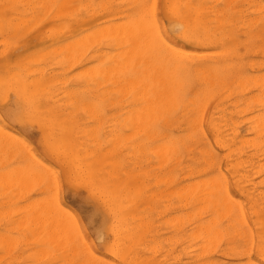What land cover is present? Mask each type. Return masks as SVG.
<instances>
[{"label":"rangeland","instance_id":"374dc122","mask_svg":"<svg viewBox=\"0 0 264 264\" xmlns=\"http://www.w3.org/2000/svg\"><path fill=\"white\" fill-rule=\"evenodd\" d=\"M131 1L0 0V264H264V0Z\"/></svg>","mask_w":264,"mask_h":264},{"label":"bare ground","instance_id":"6f19581e","mask_svg":"<svg viewBox=\"0 0 264 264\" xmlns=\"http://www.w3.org/2000/svg\"><path fill=\"white\" fill-rule=\"evenodd\" d=\"M129 1H130V0H129ZM132 1H133V0H132ZM132 1H131V3H132ZM136 1H138V0H136ZM153 1H154V0H153ZM178 1H179V0H178ZM183 1H185V0H183ZM183 1H182L181 4H184ZM211 1H212V0H211ZM42 2H43V1H42ZM134 2H135V1H134ZM179 2H181V1H179ZM185 2H187V1H185ZM248 2H249V1H248ZM137 3H138V2H137ZM137 3H136V4H137ZM44 6H45V5H44ZM169 6H170V4H169ZM184 6H185V4H184ZM184 6H183V7H184ZM190 6H191V4H190ZM193 6H194V5H193ZM202 6H203V5H202ZM202 6H200V7H202ZM42 7H43V6H42ZM142 7H143V6H142ZM149 7H150V6H149ZM187 7H188V6H187ZM169 8H170V7H169ZM176 8H178V7H176ZM197 8H199V7H197ZM43 9H44V8H43ZM142 9H144V8H142ZM142 9H141L140 11H142ZM172 9H173V8H172ZM188 9H189V7H188ZM206 9H207V8H206ZM263 9H264V8H263ZM151 10H152V9H151ZM174 10H176V9H174ZM185 10H186V7H185ZM193 10H194V8H193ZM193 10H192V11H193ZM186 11L188 12L189 10H186ZM177 12H178V11H177ZM177 12H176V13H177ZM179 12H180V11H179ZM211 12H212V11H211ZM174 13H175V12H174ZM176 13H175V14H176ZM188 13H189V12H188ZM190 13H191V12H190ZM125 14H126V13H125ZM211 14H212V13H211ZM128 15H129V14H128ZM135 15H136V14H135ZM150 15H151V14H150ZM177 15H178V14H177ZM194 15H198V14H194ZM136 16H137V15H136ZM138 16H141V15L138 14ZM182 16H184V15H182ZM182 16H181V17H182ZM186 16H187V15H186ZM214 16H215V15H214ZM42 17H43V16H42ZM133 17H135V16H133ZM133 17H132V19H133ZM192 17H193V16H192ZM197 17H198V16H197ZM129 18H130V17H129ZM135 18H136L135 20L138 22L137 19H139V17H135ZM193 18H194V19H192V20L190 19V20H191V23H192L193 20H195V17H193ZM187 19H188V18H187ZM198 19H199V17H198ZM200 19H201V18H200ZM126 20H127V19H126ZM151 20H152V19H151ZM170 20H171V19H170ZM185 20H186V19H185ZM202 20H203V19H201V21H202ZM256 20H257V19H256ZM132 21H133V20H132ZM136 21H135V22H136ZM140 21H141V17H140V19H139V22H140ZM144 21H145V20H144V18H143V22H144ZM215 21H216V20H215ZM130 22H131V21H130ZM130 22H129V23H130ZM147 22H148V21H147ZM119 23H120V22H119ZM141 23H142V21H141ZM149 23H150V22H149ZM152 23H153V22H152ZM120 24H122V23H120ZM135 24H137V23H135ZM135 24H133L134 26H133V25L130 26V28L132 27L131 29H133V30H131V29L129 28V31L131 30L132 32H129V31H128L127 34H126V36H127V35L129 36V35H131L132 33H133V35L136 34V33H139V30H141V29H140V27L136 28V26H137L138 24H137V25H135ZM142 24H143V23H142ZM203 24H204V23H203ZM107 25H108V24H107ZM109 25H110V24H109ZM113 25H114V24H113ZM113 25H110V27L107 28V29H110V28L112 27V28H111L112 30H111V29H110V30H107V29H106L108 32H107V31H104V30H105V27H104V29L102 30V32H103V31L105 32V33H104V36H106L105 34H108L109 37H110L111 39H113L115 36H117L119 33H121V30H120V32H117V31H118L117 29L119 28V27H118V23H117V28H116V30L114 29L115 26H113ZM122 25H123V24H122ZM124 25H125V24H124ZM139 25H140V24H139ZM144 25H145V24H144ZM148 25H149V24L147 23L146 26H148ZM153 25H154V24H153ZM178 25H179V24H178ZM184 25H185V22H184ZM194 25H195V24H194ZM103 26H104V25H103ZM103 26H102V27H103ZM125 26H126V25H125ZM125 26H124V28H125ZM149 26L151 27V25H149ZM192 26H193V25H192ZM201 26H202V25H201ZM126 27H127V26H126ZM134 27H135V28H134ZM152 27H153V26H152ZM174 27L176 28V26H174ZM178 27H179V26H178ZM122 28H123V27H122ZM155 28H156V27H155ZM155 28H154V29H155ZM191 28H192V27H191ZM193 28H194V26H193ZM134 29H136V30H134ZM154 29L152 28V30H154ZM156 29H157V28H156ZM156 29H155V31H156L155 34L157 33V35H158L159 32H157L158 30H156ZM185 29L187 30V28H185ZM195 29H196V27H195ZM98 30H99V28H98ZM113 30H114V31H113ZM122 30H123V29H122ZM125 30H126V29H125ZM137 30H138V32L135 33V31H137ZM142 30H143V29H142ZM142 30H141V31H142ZM152 30L150 29L149 33H150ZM186 30H185V31H186ZM100 31H101V28H100ZM112 31L114 32V34H116L114 37H113V36H110V35H112V34H109V33H111ZM133 31H134V32H133ZM144 31H145V30H143V32H144ZM182 31H183V29H182ZM192 31H193V30H192ZM192 31H191V32H192ZM106 32H107V33H106ZM152 32H154V31H152ZM152 32H151V33H152ZM183 32H184V31H183ZM183 32H181V33L183 34ZM188 32H189V31H188ZM195 32H196V31H195ZM209 32H210V31H209ZM92 33H93V32H92ZM92 33H91V34H92ZM141 33H142V32H141ZM141 33H139V34H141ZM151 33H150V35H151ZM204 33H205V32H204ZM87 34H88V32H87ZM97 34H99V31H98ZM97 34L94 33V35H97ZM123 34H124V32H123ZM139 34H138V35L136 34V35H137L138 37H140ZM147 34H148V33H147ZM187 34H188V33H187ZM94 35H93V36H94ZM100 35H101V37H102L103 33L100 32L99 36H100ZM121 35H122V34H121ZM136 35L133 36V37H136ZM150 35L148 34V36H150ZM153 35H154V34H153ZM153 35H152V36H153ZM185 35H186V34H185ZM185 35H183V37H184ZM190 35H191V34H190ZM52 36H53V35H52ZM82 36H83V35H82ZM90 36H91V35H90ZM97 36H98V35H97ZM99 36L96 37L97 40L99 39ZM104 36H103V37H104ZM122 36H123V35H122ZM126 36L123 37V39H122V43H123V40L126 41L127 39L130 38V36H129V37L127 36L128 38H126ZM148 36H147V38H148ZM188 36H189V35H188ZM213 36H214V35H213ZM91 37H92V36H91ZM91 37H90V38H91ZM101 37H100V39H101ZM106 37H108V36H106ZM120 37H121V36H120ZM131 37H132V35H131ZM138 37L135 38V39H137V41H139V42H140V41L142 42V39L140 38L141 40H138ZM150 37H151V36H150ZM150 37H149V40H150V39H151V40H152V39H155V37H154V38H150ZM160 37H161V36H160ZM160 37H159V38H160ZM194 37H195V36H193V38H194ZM86 38H87V37H86ZM86 38H85V39H86ZM94 38H95V36H94ZM94 38H93V40L95 41ZM110 38H109V39H110ZM115 38H116V37H115ZM125 38H126V39H125ZM190 38H191V37H190ZM212 38H213V37H212ZM120 39H121V38H119V39H118V38L115 39V40H114L115 43H116V40H119V41H120ZM133 39H134V38H133ZM133 39H130L129 41H132ZM144 39H145V38H144ZM160 39H161V38H160ZM186 39L189 40V37L186 38ZM208 39H209V37H208ZM80 40H81V39H80ZM82 40H83V39H82ZM82 40H81V41H82ZM89 40H90V39H89ZM89 40H88V41H89ZM161 40H162V39H161ZM91 41H92V38H91V40L89 41V43H90ZM119 41H118V43H119ZM137 41H136V42H137ZM144 41H146L145 43H147V40H143L142 43H144ZM152 41H153V40H152ZM157 41H158V40H157ZM210 41H211V40H210ZM212 41H213V40H212ZM75 42H77V41H74V43H75ZM92 42H93V41H92ZM92 42H91V43H92ZM96 42H97V41H96ZM126 42H128V40H127ZM141 42H140V43H141ZM158 42H159V41H158ZM164 42H165V41H164ZM78 43H80V41H79ZM78 43H77V44H78ZM82 43H83V41H82ZM84 43H85V42H84ZM110 43H111L112 45L115 44L113 41H110ZM118 43H116L117 47H118ZM142 43L140 44L141 46H142ZM152 43H153V42H151V48H152ZM156 43H157V42H156ZM156 43H155V44H156ZM98 44H99V43H98ZM123 44H124V43H123ZM123 44H122V46H123ZM133 44H134V43H133ZM137 44H138V46H139V43H138V42H137ZM137 44H135V46L132 45V44H130V45L134 46V47H135L134 50H135ZM147 44H148V43H147ZM149 44H150V42H149ZM157 44H158V43H157ZM164 44H166V42H165ZM116 45L114 46L115 48H116ZM143 45H144V44H143ZM166 45H167V44H166ZM119 46H121L120 43H119ZM132 46H130V47L133 49ZM147 46H148V45H147ZM167 46H168V45H167ZM127 47H128V46H127ZM142 47H143V46H142ZM142 47H140V48H142ZM154 47H155V45H154ZM154 47H153V48H154ZM168 47H170V46H168ZM128 48H129V47H128ZM131 48H129V49H131ZM144 48H146V45H145ZM153 48H152V49H153ZM157 48H158V46H157ZM160 48H161V47H160ZM125 49H126V48H125ZM129 49H128V53H129L130 55H132V57H133V56H134L133 53H135V52L137 53V51L135 50V52H132V51H134V50L129 51ZM137 49H138V48H137ZM146 49H147V48H146ZM174 49H175V48H173L172 50H173V51H176V50H174ZM118 50H119V49H118ZM122 50H123V48H122ZM122 50H121V51H115V52H116V53L118 52V55H119V56H120L121 54H123V55H121L122 57L124 56V54H125L126 56H128V55L126 54L127 52L125 53V50H124V51H122ZM138 50H139V49H138ZM157 50H158V49H157ZM168 50L171 51L170 48H169ZM168 50H167V51H168ZM180 50H181V49H180ZM141 51H142V49H140V51H138V54H139ZM144 51H145V50H144ZM149 51H151V49H149ZM155 51H156V50H155ZM163 51H164V50H163ZM225 51H226V50H225ZM115 52H113L112 57H111L110 54H106V55L108 56L107 58H109V56H110V59H112V62H114V61H113V56L116 54ZM120 52H121V54H120ZM122 52H123V53H122ZM142 52H143V51H142ZM142 52H141V53H142ZM164 52H166V51H164ZM178 52L181 53V52H184V51H183V50H182V51H179V49H178ZM222 52H223V51H222ZM114 53H115V54H114ZM167 53H168V52H167ZM185 53H186V52H185ZM219 53H220V52H219ZM163 54H164V53H163ZM169 54H170V53H169ZM174 54H175V52H174ZM178 54H179V53H177V51H176V54H175V55H178ZM183 54H184V53H183ZM130 55L127 57L128 60H129V58H131ZM136 55H137V54H136ZM142 55H145V54H142ZM170 55H171V54H170ZM184 55H185V54H184ZM186 55H187V54H186ZM186 55H185V56H186ZM192 55H193V54H192ZM206 55H208V54H206ZM99 56H100V55H99ZM121 56H120V57H121ZM148 56H149V55H148ZM151 56H152V55H151ZM224 56H225V55H224ZM134 57H135V56H134ZM137 57H138V55H137ZM137 57H136V58H137ZM162 57H164V56H162ZM171 57H172V56H171ZM173 57H174V56H173ZM178 57H179L178 59L181 60V59H180L181 56L178 55ZM123 58H124V57H123ZM127 58H126L125 60L121 59V62H122V60H123L122 63H124V61L126 62ZM164 58H165V57H164ZM169 58H170V57H169ZM175 58H177V57H175ZM185 58H186V57H185ZM188 58H190V57H187V59H188ZM114 59H115V61L117 60L115 57H114ZM146 59H148V58H146ZM152 59H153V58H152ZM157 59H158V58H157ZM172 59H173V58H172ZM187 59H186V60H187ZM190 60H191V59H190ZM100 61H101V60H100ZM109 61H110V60H109ZM171 61H172V60H171ZM187 61H188V60H187ZM153 62H154V61H153ZM122 63H121V64H122ZM150 63H151V62H150ZM178 63H179V62H178ZM181 63H182V62H180V65H181ZM190 63H191V62H190ZM253 63H254V62H253ZM114 64H115V62H114ZM170 64H171V63H170ZM173 64H174V63H173ZM116 65H117V64H116ZM116 65H115V67H116ZM175 65H176V64H175ZM182 65H183V67H185L184 64H182ZM209 65H210V64H209ZM119 66H120V65H118L117 67H119ZM178 66H179V65H178ZM103 67H104V66H103ZM106 67H107V66H106ZM115 67H114V68H115ZM120 67H122V66H120ZM156 67H157V66H156ZM171 67H172V66H171ZM175 67H177V66H175ZM179 67H180V66H179ZM181 67H182V66H181ZM94 68L97 69L95 66H94ZM94 68H93V69H94ZM104 68H105V67H104ZM107 68H108V67H107ZM110 68H111V67H110ZM112 68H113V67H112ZM114 68H113V69H114ZM191 68H192V66H191ZM219 68H220V67H219ZM105 69H106V68H105ZM121 69H122V68H120L119 70H121ZM125 69H126V68L123 67L122 70H125ZM132 69H134V68H132ZM108 70H109V68H108ZM110 70H111V69H110ZM117 70H118V68H117ZM122 70H121V71H122ZM135 70H136V69H135ZM135 70H134V71H135ZM193 70H194V68H193ZM195 70H196V69H195ZM115 71H116V68L114 69L113 72L116 73ZM171 71L173 72V70H171ZM113 72H112V73H113ZM135 72H136V71H135ZM141 72H142V71H141ZM194 72H196V71H194ZM122 73H124V72H122ZM203 73H204V72H203ZM100 74H101V73H100ZM102 74H103V75L105 74V77H104L103 75H102V76H103V78H104L105 81H106V80H107L106 78L108 77V74H106V73H104V72H102ZM132 74H133V73H132ZM94 75H95V74H94ZM117 75H118V74H117ZM123 75H124V74H123ZM133 75H134V74H133ZM142 75H145V74H142ZM152 75H153V73H152L151 76H150L151 78L154 77V76H155V78H156V75H154V76H152ZM157 75H158V74H157ZM135 76H136V75H135ZM135 76H134V78H135ZM140 76H141V75H140ZM147 76H149V75L147 74ZM203 76H204V75H203ZM117 77L119 78V80H117L116 78L114 79L113 76H112L114 82H115V80H117V81H120V80H121L119 76H117ZM138 77H139V76H138ZM138 77H137V78H138ZM150 77H149V78L146 77V78L148 79V81H149V79H151ZM126 78H128V77H126ZM126 78L123 77V79H126ZM137 78H135V79H137ZM142 78L144 79V77H142ZM155 78H153L154 81H155ZM93 79H94V78H93ZM108 79H109V78H108ZM110 79H111V78H110ZM128 79H129V80H127V81H129V82L131 83V79H130V78H128ZM135 79H134V80H135ZM157 79H158V76H157ZM242 79H243V78H242ZM255 79H256V78H255ZM132 80H133V78H132ZM138 80H139V78H138ZM140 80H142V79H140ZM140 80H139V81H140ZM15 81H16V80H15ZM94 81H95V80H94ZM94 81H93V84H94ZM97 81H98V80H97ZM102 81H103V80H102ZM111 81H112V79H111ZM111 81H109V83H111ZM121 81H123V80H121ZM135 81H136V80H135ZM143 81L146 82L145 80H143ZM143 81H140V82L143 83ZM150 81H152V79H151ZM150 81H149V82H150ZM160 81H161V80H158V83H159ZM137 82H138V81H137ZM156 82H157V80H156ZM156 82H154V83H156ZM97 83H98V82L95 81V84H97ZM102 83H103V82H102ZM116 83H117V82H116ZM116 83H115V84H116ZM121 83H122V82H121ZM133 83H134V81H133L131 84H133ZM138 83H139V82H138ZM154 83H153V81L151 82V84H154ZM158 83H157V86L159 85ZM98 84H99V83H98ZM104 84H105V83H104ZM118 84H119V83H118ZM131 84H130V85H131ZM136 84H137V83H136ZM143 84H144V83H143ZM145 84H146V83H145ZM145 84H144V86H145ZM162 84H163V83H162ZM31 85H32V84H31ZM99 85H100V84H99ZM113 85H114V84H113ZM123 85H125V84L123 83V84L121 85V87H122ZM130 85H129V89H131V87H132V91H133V93H135V91H136L137 89L135 88V91H134L133 87L136 86V85H134V86L132 85L131 87H130ZM137 85H138V84H137ZM147 85H148V84H147ZM149 85H150V84H149ZM237 85H238V84H237ZM256 85H257V84H256ZM259 85H260V84H259ZM261 85H262V84H261ZM261 85H260V86H261ZM117 86H118V87H117ZM117 86H115V87H117V88L119 89V88H120V84L117 85ZM142 86H143V85H142ZM142 86H141V88L143 89ZM151 86L153 87L154 85H151ZM151 86H150L149 88H151ZM160 86H162V85L160 84ZM127 87H128V85H127ZM95 88H96V87H95ZM149 88H148V90H149ZM153 88H154V87H153ZM155 88H156V87H155ZM162 88H164V87H162ZM255 88H256V86H255ZM114 89H115V88H114ZM118 89H115V91L118 90ZM146 89H147V88L144 87V90H146ZM157 89H158V88H157ZM157 89H155V90H157ZM159 89H160V88H159ZM201 89H202V88H201ZM259 89H260V87H259ZM123 90H125V86H124ZM127 90H128V88H127ZM153 90H154V89H152V92H153ZM241 90H242V89H241ZM110 91H112V90H110V88H109V92H110ZM125 91H126V90H125ZM158 91H159V90H158ZM161 91H163V90H161ZM207 91H208V90H207ZM239 91H240V90H239ZM116 92H117V91H116ZM120 92H122V89H121V91H120V89H119L118 94H119ZM150 92H151V90H150ZM152 92H151V93H152ZM167 92H169V91H167ZM236 92H237V90H236ZM122 93H124V92H122ZM133 93H132V94H133ZM159 93H161V92H159ZM163 93H164V91H163ZM241 93H243V92H241ZM104 94H106V92H104ZM136 94H137V93H135V96H136ZM153 94L155 95V94H156V91H155ZM261 94H262V93H261ZM27 95H28V94H27ZM120 95H121V93L119 94V96H120ZM133 95H134V94H133ZM139 95H140V94H139ZM139 95H137L136 97H139ZM165 95H168V94L165 93V94H164V97H165ZM140 96L142 97V95H140ZM261 96H263V95H261ZM29 97H30V96H29ZM121 97H124V98H125V95H124V96H121ZM136 97H131L130 99H133V100H134V98H136ZM141 97H140V98H141ZM154 97L158 98L159 95L154 96ZM154 97H153V98H154ZM168 97H169V96H168ZM201 97H202V96H201ZM255 97H256V96H255ZM94 98H95V97H94ZM116 98H118V97H116ZM119 98H120V97H119ZM119 98H118L117 100H120ZM140 98H138V100H139ZM160 98H162V97L160 96ZM169 98H170V97H169ZM28 99H29V98H28ZM136 99H137V98H136ZM254 99H255V98H254ZM102 100H103V99H102ZM157 100H158V99H157ZM242 100H243V99H242ZM26 101H27V100H26ZM169 101H170V99H169ZM246 101H247V100H246ZM252 101H253V100H252ZM252 101H251V102H252ZM98 102H99V101H98ZM108 102H109V103H113L112 101H108ZM116 102H117V101H116ZM175 102H176V101H175ZM239 102H240V101H239ZM241 102H242V101H241ZM247 102L249 103V101H247ZM159 103H161V102H159ZM168 103H169V102H168ZM243 103H244V102H243ZM261 103H262V105H264L262 101L260 102V104H261ZM142 104H143V102H142ZM142 104H141V106H142ZM166 104H167V103H166ZM170 104H172V103H170ZM260 104H258V105H260ZM145 105H146V104H145ZM157 105H158V104H157ZM161 105H162V103H161ZM247 105H248V104H247ZM247 105H246V106H247ZM254 105H255V104H254ZM164 106H166V105H164ZM243 106H244V105H243ZM243 106H242V107H243ZM154 107L157 109V108L160 107V106L156 107V105H154ZM161 107H162V106H161ZM168 107H169V106H168ZM172 107H173V106H172ZM239 107H241V106H239ZM239 107H238V109H239ZM242 107H241V110H244V109H242ZM262 107H263V106H262ZM148 108H149V107H148ZM164 108H166V107H164ZM170 108H171V107H170ZM263 108H264V107H263ZM158 109H159V108H158ZM161 109H162V108H161ZM166 109H167V108H166ZM197 109H198V108H197ZM202 109H203V108H202ZM149 110H150V109H149ZM154 110H155V109H154ZM162 110H164V109H162ZM167 110H168V109H167ZM246 110H247V109H246ZM156 111H157V110H156ZM158 111H160V110H158ZM158 111H157L156 113H158ZM201 111H202V110H201ZM29 112H30V111H29ZM145 112H146V111H145ZM162 112H163V111H162ZM181 112H182V111H181ZM199 113H200V111H199ZM238 113H240V112H238ZM260 113H261V112H260ZM160 114H161V113H160ZM230 114H231V113H230ZM238 115H239V114H238ZM254 115H255V114H254ZM261 115H262V114H261ZM257 116H258V115H257ZM262 116H263V115H262ZM155 117H157V116H155ZM251 117L253 118V116H251ZM158 118H159V116H158ZM254 118H255V117H254ZM262 118H263V117H262ZM262 118H260V119H262ZM192 119H193V118H192ZM192 119H191V120H192ZM222 119H223V118H222ZM260 119H258V120H260ZM263 119H264V118H263ZM250 120H251V119H250ZM163 121H164V120L162 119V122H163ZM195 121H196V120H195ZM211 122H212V121H211ZM233 124H235V123H233ZM247 124H248V123H247ZM256 124H258V122H257ZM213 126H214V125H213ZM224 126H225V125H224ZM210 127H211V125H210ZM257 127H259V128H260V127H261V128L263 127V128H264V126H259V125H258ZM257 127L255 126V127H253V128L256 129ZM194 128H195V127H194ZM224 128H225V127H224ZM251 128H252V127H251ZM255 131H256V130H254V133H255ZM250 132H251V131H250ZM256 134H257V133H256ZM253 135H254V134H253ZM187 136H188V135H187ZM229 137H230V136H229ZM162 138H163V136H162ZM222 138H223V137H222ZM191 139H192V138H191ZM235 139H236V138H235ZM242 139H243V138H242ZM250 139H251V138H250ZM231 140H232V139H231ZM217 141H218V140H217ZM172 142H173V141H172ZM219 142H220V141H219ZM241 142H242V141H241ZM250 142H251V141H250ZM261 142H262V141H260V143H261ZM214 143H215V142H214ZM217 143H218V142H217ZM263 143H264V142H263ZM257 144H258V143H257ZM238 145H239V144H238ZM242 145H243V144H242ZM162 146H163V145H162ZM164 146H165V145H164ZM219 146H220V145H219ZM225 146H226V145H225ZM159 147H160V146H159ZM221 147H222V146H221ZM224 148H225V147H224ZM159 149H160V148H159ZM232 149H233V148H232ZM167 151H168V149H167ZM170 151H171V150H170ZM198 151H199V150H198ZM202 151H203V150H202ZM199 152H200V151H199ZM166 153H167V152H166ZM171 153H172V152H171ZM200 153H201V152H200ZM256 153H257V152H256ZM158 154H160V153H158ZM161 154H162V153H161ZM205 154H206V153H205ZM205 154H204V155H205ZM158 158H160V157H158ZM174 158H175V157H174ZM187 158H188V157H187ZM163 159H164V158H163ZM175 162H176V161H175ZM263 166H264V165H263ZM204 167H205V166H204ZM263 168H264V167H263ZM199 169H200V168H199ZM202 170H203V169H202ZM211 178H212V177H211ZM210 180H211V179H210ZM215 180H216V179H215ZM206 181H207V179H206ZM211 181H212V180H211ZM208 182H210V181H208ZM206 183H207V182H206ZM190 184H192V183H190ZM210 184H212V183H210ZM214 185H215V184H214ZM191 186H192V185H191ZM203 186H205V185H203ZM206 187H208V186H206ZM210 187H211V186H210ZM224 187H225V186H224ZM179 188L182 189V187H179ZM183 188H184V187H183ZM186 188H187V187H186ZM194 188H195V187H194ZM208 189H209V188H208ZM176 191H177V189H176ZM181 191L183 192V189H182ZM196 191H197V190H196ZM213 191H214V190H213ZM213 191H212V192H213ZM220 191H222V190H220ZM178 192H179V191H178ZM189 192H190V191H189ZM210 192H211V191H210ZM210 192H209V193H210ZM226 192H227V191H226ZM190 193H191V192H190ZM200 193H201V192H200ZM209 193H208V194H209ZM215 193H217V192H215ZM187 194H188V192H187ZM198 194H199V193H198ZM201 194H202V193H201ZM210 194H211V193H210ZM227 194H228V193H227ZM177 195H178V194H177ZM182 195H183V194H182ZM189 195H190V194H189ZM211 195H212V194H211ZM219 195H221V194H219ZM184 196L186 197V194H185ZM187 196H188V195H187ZM223 196H224V194H223ZM189 197H190V196H189ZM197 197H198V196H197ZM209 197H211V196H209ZM213 197H214V196H213ZM219 197L222 198V195L219 196ZM225 197H226V196H225ZM214 198H217V197H214ZM226 198H227V197H226ZM230 198H231V197H230ZM212 199H213V198H212ZM192 200H193V199H192ZM194 200H196V199L194 198ZM218 200H219V199H218ZM218 200H217V202H218ZM220 200H221V199H220ZM220 200H219V201H220ZM223 200H225V199H223ZM226 200H227V199H226ZM231 200H232V199H231ZM200 201H201V200H200ZM200 201H199V202H200ZM192 202H193V201H192ZM197 202H198V201H196V203H197ZM201 202H202V201H201ZM204 202H205V201H204ZM212 202H213V201H212ZM214 202H216V201H214ZM214 202H213V204H214ZM226 202H227V201H226ZM226 202H225V203H226ZM235 202H236V201H235ZM183 203H184V202H183ZM194 203H195V202H194ZM206 203H207V202H206ZM201 204H202V203H201ZM220 204H222V202H221ZM237 204H238V203H237ZM34 205H35V204H34ZM186 205H187V204H186ZM232 205H233V204H232ZM190 206H191V204H190ZM196 206L199 207L198 204H197ZM196 206H195V207H196ZM205 206H206V205H205ZM209 206H211V205H209ZM214 206H215V205H214ZM188 207H189V206H188ZM203 207H204V206H203ZM216 207H218V206H216ZM240 207H241V206H240ZM200 208H202V206L199 207V210H200ZM219 208H220V207H219ZM202 209H203V208H202ZM214 209H215V207H214ZM216 209H217V208H216ZM225 209H227V208L225 207ZM196 210H197V209H196ZM196 210H195V211H196ZM205 210H206V208H205ZM211 210H212V208H211ZM220 210H222V209L220 208L219 211H220ZM232 210H233V209H232ZM195 211H194V212H195ZM197 211H198V210H197ZM216 211H218V210H216ZM216 211H215V212H216ZM227 211H228V210H227ZM227 211H226V212H227ZM237 211H239V210H237ZM189 212H190V211H189ZM192 212H193V211H192ZM192 212H190V213H192ZM213 212H214V211H213ZM186 213H187V212H186ZM207 213H208V212H207ZM217 213H218V212H217ZM217 213H216V215H217ZM227 213H228V212H227ZM197 214H198V213H197ZM214 214H215V213H214ZM219 214H220V212H219ZM222 214H223V213H222ZM224 214H225V213H224ZM228 214H229V213H228ZM188 215L190 216L189 213H188ZM193 215H195V213H194ZM220 215H221V214H220ZM234 215H235V214H234ZM185 216H186V214H185ZM189 216H188V217H189ZM195 216H197V215H195ZM199 216H200V215H199ZM212 216H213V215H212ZM241 216H242V214H241L240 216H238V217L241 218ZM193 217H194V216H193ZM215 217H218V218H219L218 215L215 216ZM215 217H214V218L212 217V218H213L214 220H216ZM221 217H222V216H220V218H221ZM227 217H228V216H227ZM180 218H181V216H180ZM218 218H217V219H218ZM240 218H239V219H240ZM171 219H172V218H171ZM183 219H184V218H183ZM209 219H210V218H209ZM213 219H212V221L214 222ZM226 219H227V218H226ZM233 219H236V220H234V221H237V218H236V217H234ZM218 220H219V219H218ZM227 220H230V219H227ZM242 220H243V217H242V219H240V221H242ZM174 221H175V220H174ZM177 221H179V220H177ZM185 221H186V220H185ZM207 221H208V220H207ZM210 221H211V220H210ZM234 221L231 222L232 225H233V222H234ZM238 221H239V220H238ZM240 221H239V222H240ZM216 222H217V220H216ZM216 222H214V223H216ZM243 222H244V220H243ZM243 222H242V223H243ZM19 223H20V222H19ZM207 223H210V222H207ZM217 223H218V222H217ZM217 223H216V224H217ZM237 223H238V222H236V224H237ZM227 224H228V223H227ZM239 224H240V223H239ZM239 224H238V225H239ZM199 225H201V224H199ZM210 225H212V223H211ZM229 225H230V224H229ZM229 225H228V226H229ZM232 225H231V227H232ZM234 225H235V224H234ZM243 225H244V224H243ZM201 226H202V225H201ZM194 227H196V226H194ZM219 227H220V226H219ZM229 227H230V226H229ZM174 228H175V227H174ZM202 228L204 229L203 226H202ZM205 228H206V227H205ZM199 229H200V227H199ZM206 229H208V228H206ZM200 230H201V229H200ZM200 230H199V231H200ZM232 230H233V229H232ZM205 231H206V230H205ZM207 231H208V230H207ZM209 231H210V230H209ZM212 231H213V229H212ZM226 231H227V230H226ZM30 232H31V231H30ZM193 232H194V231H193ZM201 232H202V233H205V232H203V230H202ZM210 232H211V231H210ZM211 233H214V231L211 232ZM31 234H32V233H31ZM191 234H192V233H191ZM199 234H200V232H199ZM199 234H197V236H200ZM206 234H207V233H206ZM206 234H205V236H206ZM214 234H215V233H214ZM244 234H245V233H244ZM194 235H196V233H195ZM201 235H203V234H201ZM210 235H212V234H210ZM210 235H209V236H210ZM191 236H192V235H190V237H191ZM193 237H194V236H193ZM193 237H192V240H193ZM200 237H202V236H200ZM211 237L213 238V235H212ZM195 238H196V237H194V239H195ZM202 238H204V237H202ZM206 238H208V237H206ZM206 238H205V239H206ZM212 238H208V239H209L208 241H209L210 243H211L210 240H212ZM190 239H191V238H190ZM214 239H215V238H214ZM215 241H216V239H215ZM43 242H44V241H43ZM193 242H194V240H193ZM193 245H195V244H193ZM213 245H214V244H213ZM209 247H210V246H209ZM197 248H198V245H197ZM206 248H207V247H206V245H205V249H206ZM211 248H212V247H211ZM202 249H203V248H202ZM209 249H210V248H209ZM248 249H249V248H248ZM69 250H71V249H69ZM200 251H203V250H200ZM203 252L206 253V251H203ZM114 253H115V252H114ZM201 253H202V252H201ZM202 254H203V253H202ZM96 258H97V257H96ZM249 262H250V261H249ZM48 263H49V262H48Z\"/></svg>","mask_w":264,"mask_h":264}]
</instances>
